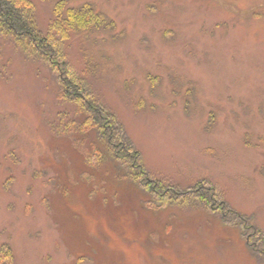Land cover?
<instances>
[{
  "label": "rangeland",
  "instance_id": "rangeland-1",
  "mask_svg": "<svg viewBox=\"0 0 264 264\" xmlns=\"http://www.w3.org/2000/svg\"><path fill=\"white\" fill-rule=\"evenodd\" d=\"M31 2L45 27L56 1ZM65 2L112 23L71 34L67 55L149 175L182 189L209 182L264 237V0ZM55 81L0 36L5 264H264L251 230L191 196L160 209L95 132L60 134L61 114L73 109Z\"/></svg>",
  "mask_w": 264,
  "mask_h": 264
},
{
  "label": "trees",
  "instance_id": "trees-1",
  "mask_svg": "<svg viewBox=\"0 0 264 264\" xmlns=\"http://www.w3.org/2000/svg\"><path fill=\"white\" fill-rule=\"evenodd\" d=\"M55 1L53 18L44 27L38 22L31 0H0V36L11 39L24 56L44 63L53 72L58 98L73 109L71 116L61 114L60 134L95 132L118 167L145 193H154L160 209L174 202L182 203L183 199L190 203L188 197L191 196L192 203H196L194 206L218 212L223 223L237 226L242 231L251 230L257 234V244H264L262 232L253 223V218L233 211L209 182H197L191 189H182L149 175L140 152L129 139L122 123L97 95L84 73L69 62L67 55L71 34L112 28V23L92 8L74 10L67 8L66 0ZM248 240L247 236L250 246ZM253 249L256 252L257 249ZM11 259L8 247L0 248V264Z\"/></svg>",
  "mask_w": 264,
  "mask_h": 264
}]
</instances>
